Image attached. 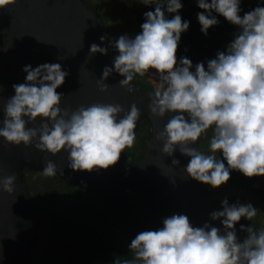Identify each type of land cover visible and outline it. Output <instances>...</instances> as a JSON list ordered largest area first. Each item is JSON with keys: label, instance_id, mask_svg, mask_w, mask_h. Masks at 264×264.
<instances>
[{"label": "clouds", "instance_id": "obj_1", "mask_svg": "<svg viewBox=\"0 0 264 264\" xmlns=\"http://www.w3.org/2000/svg\"><path fill=\"white\" fill-rule=\"evenodd\" d=\"M196 2L205 36L218 25L217 16L238 28L224 51L195 66L187 57L178 61L181 35L189 29V22L179 15L182 0H140L146 7L154 6V11L144 14L141 32L134 38L122 35L111 42L118 55L112 67L103 69L98 86L107 92L105 81L115 71L123 77L119 86L131 92L134 75L154 70L158 82L149 112L158 119L171 117L159 136L163 154L172 156L178 149L189 158L184 168L187 177L212 189L227 185L233 171L249 179L264 178V6L241 16L242 0ZM16 3L0 0V11ZM100 39L104 43L107 38ZM90 54L107 55V49L93 44ZM23 72L25 82L13 85L15 94L3 110L0 139L7 144L28 147L37 141L38 151L53 156L67 152L70 169L89 173L116 165L121 153L133 147L141 116L135 104L127 112L118 104L100 103L75 111L62 109L63 95L57 89L68 73L60 63L34 69L26 65ZM37 121L38 128L27 127ZM209 132L206 154L198 141L208 138ZM173 165L179 161L173 160ZM57 171L54 163L46 162V176ZM15 182L14 175L0 179V190L14 194ZM257 215L251 203L224 198L221 210L209 214L223 231L210 223L194 227L183 214L166 217L162 228L140 232L131 241L130 264H264V227L241 225L240 231L247 233L243 242L235 227L242 218L252 221Z\"/></svg>", "mask_w": 264, "mask_h": 264}, {"label": "water", "instance_id": "obj_2", "mask_svg": "<svg viewBox=\"0 0 264 264\" xmlns=\"http://www.w3.org/2000/svg\"><path fill=\"white\" fill-rule=\"evenodd\" d=\"M101 37L107 38L104 43ZM111 42L108 27L82 0H17L14 6L0 11V127L4 107L15 94L13 85L25 82L23 68L60 63L68 73L57 89L63 95L62 109L75 111L100 103L118 104L127 112L135 104L141 112L135 134L143 122L151 129L141 160L129 167L112 166L91 173L70 169L67 152L53 156L38 151L37 141L32 146L17 147L0 139V179L16 177L14 194L0 190V264H26L38 242L40 221L25 187L23 171L43 172L48 161L57 166V178L95 195L110 209L127 243L131 244L140 232L162 228L163 219L174 214L186 215L194 227L210 223L223 231L219 221L209 219L211 212L221 210V204L209 198L199 183L184 173L189 158L178 149L172 156L163 154L159 136L171 117L158 119L150 114L152 94L140 90L133 80L129 85L131 92L120 87L123 77L115 71L105 81L108 91H100L98 82L103 69L112 67L118 55L110 47ZM93 44L106 48L107 55H91ZM39 125L37 121L27 127ZM173 160H178L179 165L174 166ZM241 225H250L242 218L235 226L238 239L243 242L247 233L240 231Z\"/></svg>", "mask_w": 264, "mask_h": 264}, {"label": "trees", "instance_id": "obj_3", "mask_svg": "<svg viewBox=\"0 0 264 264\" xmlns=\"http://www.w3.org/2000/svg\"><path fill=\"white\" fill-rule=\"evenodd\" d=\"M82 1L98 15L90 0ZM182 4L183 8L179 15L182 21L189 22V29L181 35L176 54L177 60L187 57L195 66L199 62L215 58L218 51H224L234 39L238 28L228 23L223 17L217 16L218 25L210 28L205 36L197 20V14L202 10L197 7L196 0H182ZM257 6L264 5L260 4V0H255L251 4L242 2L241 16ZM133 9V24L136 34H139L141 25L145 22L144 14L154 11V6L146 7L139 2L133 6ZM168 18L171 19L172 16L169 15ZM100 19L106 25L102 18ZM109 34L113 41L110 32ZM133 82L142 91L151 94L155 91L143 76L134 75ZM150 138V125L143 122L136 133L133 147L126 148L124 151L126 158L121 159L120 157L113 167H129L141 160L145 153V144ZM134 155L137 157L133 158ZM27 173L44 174L27 169L23 171L25 187L40 221L39 239L26 264H130L133 261V253L129 249L130 243L123 240L110 209L95 195L72 183L64 182L56 176H51L59 181L63 188L57 195L43 196L45 215H41L40 204L33 199L29 185L25 182ZM35 182L34 185L38 186L39 183ZM225 186L245 194L246 200L255 205L260 214L264 216V178L249 179L233 171ZM256 219L260 220L258 216ZM248 222L251 226L250 221Z\"/></svg>", "mask_w": 264, "mask_h": 264}, {"label": "rangeland", "instance_id": "obj_4", "mask_svg": "<svg viewBox=\"0 0 264 264\" xmlns=\"http://www.w3.org/2000/svg\"><path fill=\"white\" fill-rule=\"evenodd\" d=\"M90 1L95 6L99 17L102 18L105 24L108 23L107 21L113 20V17H109L108 15H113V16L115 15L117 19L124 20L126 18L129 20V15L131 14L132 11H134L133 6L137 5L140 2V0H90ZM254 1L255 0H242V2H246L249 4L253 3ZM156 87H157V83L155 84V89ZM210 136H211V132L208 133V138H205L202 136L203 144L207 143L208 141V144H207L208 146L204 147V149L209 150ZM205 153L207 154L209 153V151ZM126 156L127 155H125V152H122L120 157L121 159H125ZM136 157L137 156L134 155L133 158H136ZM33 178L35 179V181H37V184L39 183L38 186L34 185L35 183L31 182ZM26 179H27L29 189H30L33 199L39 202L40 204L39 207H40L41 215H45V212L43 210L45 208L43 196L49 197L52 195H57L62 190L63 185L59 181L52 178L51 176H46L45 174L34 175L32 173H27ZM205 191H206V194H208L212 199L216 198L217 201L220 200V195H225V196L228 195L231 197L240 198V200H245L246 202H248L246 200L245 194H243L240 191L233 190L227 186H222L219 189H212L210 187L209 192H207V186H206ZM257 216L260 218L261 223L264 224V216H262L261 214H258Z\"/></svg>", "mask_w": 264, "mask_h": 264}, {"label": "crops", "instance_id": "obj_5", "mask_svg": "<svg viewBox=\"0 0 264 264\" xmlns=\"http://www.w3.org/2000/svg\"><path fill=\"white\" fill-rule=\"evenodd\" d=\"M108 16L113 17V20H109L107 21L108 23H106L113 39H117L122 35H128L129 37L134 38L137 35L133 24V12L129 15V20L126 18L124 19L126 21L117 19L115 15ZM152 75H154V70H150V73L145 74L143 78L152 88L155 89V84L157 83L158 78ZM262 227H264V224L260 221L258 230Z\"/></svg>", "mask_w": 264, "mask_h": 264}, {"label": "flooded vegetation", "instance_id": "obj_6", "mask_svg": "<svg viewBox=\"0 0 264 264\" xmlns=\"http://www.w3.org/2000/svg\"><path fill=\"white\" fill-rule=\"evenodd\" d=\"M210 133V132H209ZM202 141H203V139H202V137H201V139H200V143H199V148H200V151H202V152H207V151H209V150H207V149H204V147H207L208 145V141H207V143H205V144H203L202 143ZM203 145H205V146H203ZM25 182L26 183H28L27 182V179H26V176H25ZM31 182H33V183H35L36 184V182H35V179L33 178L32 180H31ZM199 186H200V188H201V190L203 191V192H205L206 193V191H205V189H206V185H202V184H200L199 183ZM209 194H211V193H209ZM32 195V194H31ZM207 196L209 197V198H211L208 194H207ZM224 198H227L228 200H229V202L230 203H236V202H240V203H242V204H247L248 202H246L245 200H240V198H237V197H231V196H228V195H220V200L219 201H217V199L216 198H211L213 201H215V202H217L218 204H221V201L224 199ZM215 199V200H214ZM36 201V200H35ZM37 202V201H36ZM253 205V204H252ZM254 207H255V205H253ZM259 223H260V220H257L256 218H254L252 221H250V224H251V226L254 228V229H256V230H258V226H259Z\"/></svg>", "mask_w": 264, "mask_h": 264}]
</instances>
